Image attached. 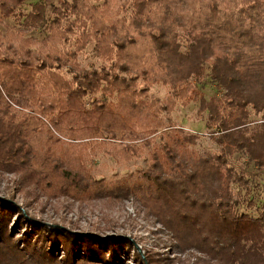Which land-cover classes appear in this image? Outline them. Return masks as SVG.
<instances>
[{"label":"trees","instance_id":"1","mask_svg":"<svg viewBox=\"0 0 264 264\" xmlns=\"http://www.w3.org/2000/svg\"><path fill=\"white\" fill-rule=\"evenodd\" d=\"M25 1L0 0V169L25 170L39 186L45 157L37 163L23 142H67L59 151L77 158H143L141 183L109 180L110 197L129 192L177 240L212 243L228 257L264 249V211L240 209L252 207L254 181L240 165L264 172V0H37L29 10ZM89 46L98 68L80 67ZM177 102L206 114L216 152H197L198 137L175 126ZM49 158L73 185L75 170ZM131 253L153 264L138 261L123 235L47 223L0 197V264H124Z\"/></svg>","mask_w":264,"mask_h":264},{"label":"rangeland","instance_id":"2","mask_svg":"<svg viewBox=\"0 0 264 264\" xmlns=\"http://www.w3.org/2000/svg\"><path fill=\"white\" fill-rule=\"evenodd\" d=\"M36 1L27 0L22 8L29 10L30 4ZM0 28H2L1 25ZM184 45H187V42L184 41ZM91 48L92 46H89L86 52L78 57L80 67L86 68L92 64L98 68L101 64V61L93 56ZM152 91L156 96L165 95L164 90L158 87H153ZM204 92L207 98L215 93L207 89ZM156 96L152 97L157 98ZM206 118V114L200 112L197 104L193 102L188 106H182L180 102H177L171 113L172 122L177 128L183 130L185 134L198 137L194 149L199 153L217 151V147L208 137L205 127ZM251 121L252 125L255 124L258 117L252 116ZM24 143H21V147L26 150L28 146H31L37 163L42 164L39 158L45 157L43 164L47 166L42 165L44 177L39 179V186L35 187L27 183L31 175L25 173V170L17 175L2 168L0 169V197L11 196L16 203L25 207L29 214L47 223L63 224L69 229L91 231L103 235H123L131 241L135 252L139 254V259L135 256L138 261L146 262L150 259L153 264H264L263 247L255 252L254 258H249V256L245 258L243 254L240 256L232 254L228 257L227 251H212L214 246L212 243L203 242L204 245H198L193 239L177 240L175 227L166 226L165 223L168 225L169 223L165 218L155 217L152 211L146 208L145 203L137 201L129 195V192L119 197H110L109 192L113 189L109 188L106 191L105 187H108H103L109 180H123L125 176H132L130 184L139 185L141 183V179L137 176L140 175L139 171L146 168L143 158L120 163L103 156L100 150L94 153L89 150L87 156L81 154L77 155V158L73 154L63 155V152L59 151L60 147L67 142H56L57 144L51 148L47 146L54 142H45L44 148L40 146L42 142L37 144L27 142L26 145ZM82 155L83 159H81ZM49 157L59 158L65 169L75 170L76 175L74 178L72 176L73 185L68 184L70 176H62L48 166L52 162ZM243 161L245 159L241 158L240 162ZM240 166L254 180L251 194L252 207L243 205L240 209L257 217L264 211V172L258 171L252 164ZM80 173L86 178H80ZM83 186H86V189ZM96 186H100L97 190L101 192L91 193L93 191L89 189ZM120 188L124 191L126 187ZM154 199L157 200L156 196L150 195L147 198V205H156ZM179 226L177 224L178 229ZM237 244L245 246L242 242ZM132 257L131 253L130 257L122 258V261L124 264H138Z\"/></svg>","mask_w":264,"mask_h":264}]
</instances>
